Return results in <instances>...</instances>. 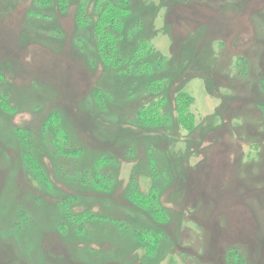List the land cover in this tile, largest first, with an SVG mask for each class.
<instances>
[{
	"label": "rangeland",
	"instance_id": "374dc122",
	"mask_svg": "<svg viewBox=\"0 0 264 264\" xmlns=\"http://www.w3.org/2000/svg\"><path fill=\"white\" fill-rule=\"evenodd\" d=\"M79 1L0 0V264H264V0H130V74L91 50ZM154 102L168 119L139 123ZM100 159L106 192L82 181ZM132 186L157 191L163 220ZM153 228L149 253L136 232Z\"/></svg>",
	"mask_w": 264,
	"mask_h": 264
},
{
	"label": "trees",
	"instance_id": "16d2710c",
	"mask_svg": "<svg viewBox=\"0 0 264 264\" xmlns=\"http://www.w3.org/2000/svg\"><path fill=\"white\" fill-rule=\"evenodd\" d=\"M50 1L51 0H42L41 3L47 5ZM61 1V8L63 10H68V0ZM91 6L92 10L91 12H89ZM77 9L75 12V18L76 24L77 26H79V28L89 27L88 25L90 23V18L88 14H90L93 19L91 25V50L99 57L101 62L106 67H110L118 73L130 74L132 71V66H124V62L128 61V59L121 55L119 52V42L123 37L122 30L124 27V18L131 13L130 0H95L94 2L92 0L87 6L85 0H83L81 3L79 1V6H77ZM146 47V45L143 46L144 49H146ZM142 54L143 51H137V55L135 57L138 58V56L140 57L142 56ZM141 68L144 67L142 66ZM141 68L135 70L134 72L140 73ZM148 89L150 91L158 90L156 87V82H151L148 86ZM98 90L99 89H95L94 92L98 94L97 97H100L101 92ZM191 101L192 99L190 98V96H187L186 94L178 97V122L179 124L181 123L183 125H188L189 127H191L190 129L194 127L193 125L195 123V116L189 110ZM135 117L139 123H143L146 125L162 124L168 119L162 111L158 102H154L146 107H143L142 109H138L136 111ZM56 132L60 134L64 133V138L67 139V132L65 129L64 131L56 130ZM62 142L63 141L60 140V144L57 145L61 147L60 149L64 153L72 156H79L83 153V148L80 145L72 143L67 147L66 143L61 144ZM96 160L94 161L95 163L90 168V170L87 169L85 171V175L82 181L83 183H85V185H92V187L96 190L103 192L110 191L112 189V182L107 173L101 171L100 169L104 166L105 161L101 159L98 161ZM131 188L129 190V198L131 202L136 204L138 207L150 209V211L154 213L153 216L155 220H163L165 218L166 212L165 209L158 204V194L156 190L151 189L149 191H143V189L138 187L135 188L133 186ZM70 199H72V197ZM70 215L73 218L83 220H90L94 218V216H96V214L89 211H81L77 213L75 212V215L70 213ZM136 233L140 238L147 240V251L149 253H151V251L153 252L160 237L159 229L153 228L140 230ZM235 254L236 249H229L227 253V260L233 263L232 260H234L233 258L235 257ZM234 262L236 261L234 260Z\"/></svg>",
	"mask_w": 264,
	"mask_h": 264
},
{
	"label": "bare ground",
	"instance_id": "6f19581e",
	"mask_svg": "<svg viewBox=\"0 0 264 264\" xmlns=\"http://www.w3.org/2000/svg\"><path fill=\"white\" fill-rule=\"evenodd\" d=\"M236 75H237V76H239V74H238V73H237Z\"/></svg>",
	"mask_w": 264,
	"mask_h": 264
}]
</instances>
